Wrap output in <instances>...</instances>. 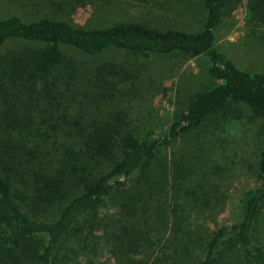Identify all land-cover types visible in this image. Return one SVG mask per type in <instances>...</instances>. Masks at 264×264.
<instances>
[{"label": "trees", "instance_id": "1", "mask_svg": "<svg viewBox=\"0 0 264 264\" xmlns=\"http://www.w3.org/2000/svg\"><path fill=\"white\" fill-rule=\"evenodd\" d=\"M2 1L14 12L0 16V264H70L101 250L114 264H225L233 253L264 264V125L238 221L211 231L227 196L217 175L230 134L223 128L207 149L175 142L237 115L238 104L264 120V74L215 45L227 0H200L196 31L70 20L75 7L105 13L155 0ZM247 7L253 27L263 25L264 0ZM175 53L203 58L213 82L188 98L172 128L151 130L138 94L144 75L124 59Z\"/></svg>", "mask_w": 264, "mask_h": 264}, {"label": "rangeland", "instance_id": "2", "mask_svg": "<svg viewBox=\"0 0 264 264\" xmlns=\"http://www.w3.org/2000/svg\"><path fill=\"white\" fill-rule=\"evenodd\" d=\"M248 0H227L223 8V20L215 30V45L218 50L238 67L250 72L264 74V24L253 27L251 14L247 7ZM153 4V5H152ZM148 3L133 2L125 5L117 3L111 12L100 13L94 6L75 7L70 13V20L85 28L103 27L115 22H142L157 27L174 26L187 31L199 30L204 19L200 0H155ZM14 12L11 4L0 1V16ZM71 53V52H70ZM117 60L121 55L108 53ZM124 61L136 63V74L144 75L138 84V94L144 100V114L151 130L170 129L181 117L188 98L198 92L202 86L212 83L204 59L201 57L185 58L180 54L170 56H151L140 58L125 56ZM232 116L217 115L204 128L206 132H192L178 139L179 149L187 150L198 142L208 148L206 142L213 143L218 133L224 128L230 134L232 148L223 151L218 163L222 166V176L226 184V200L217 206V215L208 221L207 229L214 230L220 224H232L238 221L239 197L243 191L251 188L254 167L260 148L261 132L264 120L255 118L244 105H236ZM206 141V142H204ZM177 146V147H178ZM176 149V147H175ZM205 155L197 161L199 166ZM221 193V192H220ZM264 220V218H263ZM264 228V223L263 227ZM70 264H114V258L106 250L96 256L74 257ZM225 264H251L248 259L230 254Z\"/></svg>", "mask_w": 264, "mask_h": 264}]
</instances>
